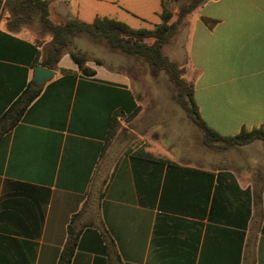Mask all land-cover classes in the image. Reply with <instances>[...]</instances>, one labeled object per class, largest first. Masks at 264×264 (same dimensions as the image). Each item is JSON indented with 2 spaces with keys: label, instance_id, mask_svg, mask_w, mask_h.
Returning <instances> with one entry per match:
<instances>
[{
  "label": "crops",
  "instance_id": "crops-1",
  "mask_svg": "<svg viewBox=\"0 0 264 264\" xmlns=\"http://www.w3.org/2000/svg\"><path fill=\"white\" fill-rule=\"evenodd\" d=\"M109 1L57 0L51 14L91 22ZM131 1L142 19L125 16L130 27L161 21V0L142 12ZM7 20L1 3L0 116L34 87L50 39ZM187 61L210 128H264V0L203 1ZM86 65L93 75L63 53L0 136V264H57L71 231L70 264H264L263 143L228 149L220 166L198 159L197 145L177 138L187 134L182 114H133L141 101L127 75Z\"/></svg>",
  "mask_w": 264,
  "mask_h": 264
},
{
  "label": "rangeland",
  "instance_id": "rangeland-1",
  "mask_svg": "<svg viewBox=\"0 0 264 264\" xmlns=\"http://www.w3.org/2000/svg\"><path fill=\"white\" fill-rule=\"evenodd\" d=\"M1 1L2 11L7 16V24L10 28L29 30L41 41L50 37V39L45 42V49L52 39V33L47 30L46 25L41 20L40 7L27 8V13L24 14L23 17L18 18L11 10V2L15 4L17 0H10L8 6H6V4L4 5V0ZM47 1L48 18L53 24L62 23L70 19L65 18L62 20L61 17L51 14V5L57 0ZM202 2L203 1L181 14L180 6L184 3V0H163L164 6L171 13L169 23H173L174 26L171 34L163 43L160 50L162 55L173 64V69L160 65L157 72L153 73L151 65L144 57L127 53L120 48H113L106 40L100 38L90 39L85 34L75 36L72 44L67 47L65 52L69 53L70 51H74L79 56H83L87 59L86 63L89 62L93 66L103 65L112 71L127 75L134 85V88L139 92V96H137L141 101V106H139L136 114L139 113L140 109L143 110L140 114H182V128H185L183 133L186 132L187 134L177 136L178 140L180 139L181 141L182 139V141L191 143L192 145L195 143L197 145L198 159H204L208 156V158L211 157L215 166H220L222 165L225 151L238 146H229L221 149V141H215L213 145L204 143L203 131L190 120L187 115L188 111L184 107L183 99H187V88L186 86L183 88L179 82V80L182 79L184 81L183 84H190L186 79L188 73L187 43L192 19L196 15L197 8ZM132 3L138 4L135 9L141 12L144 11V9L151 8V0H134ZM70 9L72 10L73 7L71 6ZM101 13L102 15L122 21H124L125 16L133 18L137 23L142 19L134 14L135 12L128 7L126 0H110L107 3V7L101 10ZM154 26L149 29H154ZM147 41L152 42V39H147ZM174 117L173 115H169L166 117V120L172 122ZM185 122H189V125H185ZM173 126L178 127L177 124H173ZM175 129L178 131V128ZM127 141L133 146L139 142V139H137L134 134L132 137H129ZM254 141H261L263 143L261 139H255L249 143Z\"/></svg>",
  "mask_w": 264,
  "mask_h": 264
},
{
  "label": "trees",
  "instance_id": "trees-1",
  "mask_svg": "<svg viewBox=\"0 0 264 264\" xmlns=\"http://www.w3.org/2000/svg\"><path fill=\"white\" fill-rule=\"evenodd\" d=\"M4 5L8 6L10 0H4ZM205 0H184L180 6L181 14ZM2 1L0 0V5ZM40 7V17L46 25L47 30L52 33V39L45 48L39 64L54 69L67 47L72 44L73 38L79 34H85L90 39H104L113 48H120L122 51L133 55H139L146 59L151 65L152 72L156 73L160 65L173 69V64L161 53L163 43L168 39L173 30V23H169L171 17L170 11L164 6L161 0V21L157 23L154 29L149 28H132L127 23L110 18L107 16H97L91 22L70 18L62 23L53 24L48 18V1L47 0H17L16 3L11 2V10L21 18L27 13V8ZM152 39L148 42L147 39ZM71 58L76 62L79 70L85 75H93L94 69L86 65L87 59L79 56L74 51L69 52ZM183 88H187V99H183L184 107L188 111V117L198 125L203 131V141L207 145H213L215 141H221V149L229 146H242L255 139H261L264 143V129L261 127L245 129L242 128L234 135L224 136L210 128L201 118L198 105L193 98L192 84H183L182 79L179 80ZM40 88H34L29 85L19 96L10 104L7 110L0 116V136L14 126L19 120L21 114L27 105L37 96ZM182 93V92H181ZM138 108H134L133 114L138 112ZM118 113V112H117ZM146 155H149L145 153ZM141 156V150L135 151L132 156ZM77 233L70 232V237L62 249L57 264H70L74 247L76 245Z\"/></svg>",
  "mask_w": 264,
  "mask_h": 264
},
{
  "label": "water",
  "instance_id": "water-1",
  "mask_svg": "<svg viewBox=\"0 0 264 264\" xmlns=\"http://www.w3.org/2000/svg\"><path fill=\"white\" fill-rule=\"evenodd\" d=\"M53 75H55L54 70L38 64L34 67V74L31 79V84L36 88H40L42 84L46 80L50 79Z\"/></svg>",
  "mask_w": 264,
  "mask_h": 264
}]
</instances>
